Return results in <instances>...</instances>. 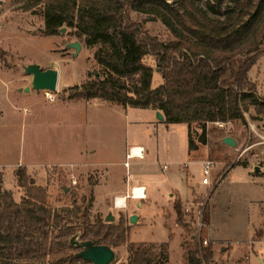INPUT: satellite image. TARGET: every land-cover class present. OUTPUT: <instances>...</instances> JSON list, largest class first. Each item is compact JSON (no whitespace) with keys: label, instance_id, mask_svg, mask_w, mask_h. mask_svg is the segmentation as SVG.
Listing matches in <instances>:
<instances>
[{"label":"rangeland","instance_id":"1","mask_svg":"<svg viewBox=\"0 0 264 264\" xmlns=\"http://www.w3.org/2000/svg\"><path fill=\"white\" fill-rule=\"evenodd\" d=\"M26 1L0 0V168L9 192L25 195L15 172L20 165L34 184L46 189L51 210L88 206L90 223L99 218L117 224L122 216L128 234L125 243L110 246L115 255L110 264H126L128 242L154 243L153 253L158 255L163 248L168 264H184L189 235L176 221L172 208L176 198L182 202L189 230L212 243L213 262L262 264L264 242L253 243V233L264 226V191L259 189L264 185V117L253 119L256 115L250 109L244 123L208 122L206 144L198 141L201 129L192 124L190 136L199 144V151L193 152L188 150L185 123L166 124L148 109L100 99L69 100L72 86L102 72L94 58L100 45L87 46L68 27L44 35L42 6L24 10ZM198 2L205 7V0ZM131 17L148 34L160 40L169 36L160 20L137 12ZM74 41L80 43L77 52L69 45ZM261 49L248 76L264 97V41ZM143 61L155 67L151 56ZM28 63L56 68L57 89L25 91L31 80L23 71ZM161 81L154 70L152 86ZM225 136L236 145L224 143ZM130 144L142 145L144 156L127 157ZM204 158L217 161L208 185L201 183ZM126 179L129 185H145L146 197L133 199L130 192L127 206L115 208L110 190ZM206 204L209 224L202 226ZM107 214L114 220L106 221ZM133 214L137 220L130 222ZM72 264L90 262L79 259Z\"/></svg>","mask_w":264,"mask_h":264},{"label":"trees","instance_id":"2","mask_svg":"<svg viewBox=\"0 0 264 264\" xmlns=\"http://www.w3.org/2000/svg\"><path fill=\"white\" fill-rule=\"evenodd\" d=\"M37 6H42L44 35L65 26L87 46L100 45L94 58L102 72L72 86L69 100L158 110L164 123L187 125L189 151L197 149L192 124L200 127L198 141L206 144L208 122L244 123L250 109L253 119L264 117V97L248 76L262 53L264 0H205V7L198 0H27L23 8ZM132 12L160 20L169 36L160 40L143 31ZM148 55L155 67L143 61ZM156 69L162 81L153 87ZM15 172L25 192L19 202L2 187L0 171V264H72L83 259L71 251L77 247L72 239L125 243L128 228L122 216L117 224L99 218L90 223L88 206L51 210L46 189L34 184L25 167ZM172 208L189 235L184 264H217L212 243L189 230L179 198ZM209 216L206 204L202 226L209 224ZM258 238H264V226L254 230L253 241ZM126 247V264H168L163 248L153 253L154 243L128 242Z\"/></svg>","mask_w":264,"mask_h":264},{"label":"water","instance_id":"3","mask_svg":"<svg viewBox=\"0 0 264 264\" xmlns=\"http://www.w3.org/2000/svg\"><path fill=\"white\" fill-rule=\"evenodd\" d=\"M65 28L63 26L59 31L63 32ZM69 45L76 52L80 49V43L78 41L69 43ZM23 71L31 76L30 86L25 87V91H29L30 89L55 91L57 89L58 70L56 68L49 67L42 69L37 63H28L23 66ZM156 117L159 120H164L163 114L158 110L156 111ZM222 141L230 146L236 145V141L230 136L223 137ZM254 169L256 172L259 170L256 166ZM63 189L67 191L68 188L63 187ZM105 220L113 221L114 216L107 214ZM136 220L137 216L134 214L129 217L130 222ZM71 242L79 248L75 255L89 261L90 264H110L114 260V251L106 244H98L93 240L78 241L77 239H72Z\"/></svg>","mask_w":264,"mask_h":264},{"label":"crops","instance_id":"4","mask_svg":"<svg viewBox=\"0 0 264 264\" xmlns=\"http://www.w3.org/2000/svg\"><path fill=\"white\" fill-rule=\"evenodd\" d=\"M57 84H58V81H57ZM127 107H129V106H127ZM144 109V108H143ZM145 109H148V110H150V111H152L153 112V114H155L156 115V111L157 110H154V109H152V108H145ZM157 118V117H156ZM157 120L158 121H160V122H163V120H159L158 118H157ZM170 124H172V123H170ZM173 124H176V123H173ZM195 142V141H194ZM196 143V142H195ZM197 144V143H196ZM199 144H197V149H195V150H191V151H193V152H197V151H199V146H198ZM132 146H142V145H133V144H130V145H128L127 147H128V150H129V148L130 147H132ZM143 147V146H142ZM144 149V148H143ZM144 154H145V149H144V153H143V156H144ZM200 155V154H199ZM0 171L2 172V170H1V168H0ZM258 172H259V170H258ZM258 172H255V173H258ZM264 173V172H263ZM129 176H130V174H129ZM2 181H3V172H2ZM129 182H130V180H124L123 182H121L120 184H119V186L118 187H115V188H112L111 190H110V194H109V196H110V198H113V197H115V199H114V204H113V206L115 207V208H121L122 206H127V204H128V198H129V196H130V192H131V190H132V188L133 187H137V186H145V185H143V184H131V185H129ZM2 186H3V188L4 189H6V190H10L9 188H7V187H5V185H4V183H2ZM18 188H22V187H20V186H18ZM145 188V187H144ZM259 189L261 190V191H264V185H261L260 187H259ZM129 190V191H128ZM123 191H125L124 193H123ZM23 192H16V191H13L12 192V196H13V198H14V200L16 201V202H19L21 199V197H23L24 196V194H22ZM127 194V195H126ZM144 195H145V197H146V189H145V193H144ZM124 197V202L122 203L121 202V200H118V197ZM180 196V198L182 199V196L181 195H179ZM144 197V198H145ZM133 199H138V198H133ZM258 203H262L261 201H259ZM129 207V206H128ZM263 208L264 207H261V209L263 210ZM262 216H264V211H262ZM263 219V218H262ZM261 219V220H262ZM261 223V222H260ZM258 227V226H257ZM254 242H256V243H260V242H264V241H259V240H255V241H253V243Z\"/></svg>","mask_w":264,"mask_h":264},{"label":"built area","instance_id":"5","mask_svg":"<svg viewBox=\"0 0 264 264\" xmlns=\"http://www.w3.org/2000/svg\"><path fill=\"white\" fill-rule=\"evenodd\" d=\"M144 149L142 146H132L129 148L127 157H137L141 158L143 156ZM127 165V162H124ZM217 166V161L209 158H204L201 160V183L204 185L210 184V176L213 169ZM166 168V164H163L162 169ZM137 189L138 193L135 194L134 190ZM145 188L144 186L133 187L131 190V197L143 199L145 197ZM261 262L264 264V259L261 258Z\"/></svg>","mask_w":264,"mask_h":264},{"label":"bare ground","instance_id":"6","mask_svg":"<svg viewBox=\"0 0 264 264\" xmlns=\"http://www.w3.org/2000/svg\"><path fill=\"white\" fill-rule=\"evenodd\" d=\"M135 194L138 193L137 189L134 190ZM118 200H121V202L123 203L124 202V197H118Z\"/></svg>","mask_w":264,"mask_h":264}]
</instances>
